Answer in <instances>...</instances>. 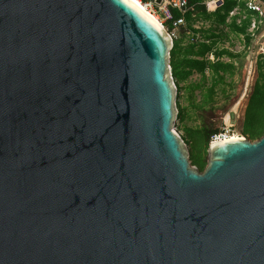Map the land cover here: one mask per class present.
I'll return each mask as SVG.
<instances>
[{"label":"water","instance_id":"1","mask_svg":"<svg viewBox=\"0 0 264 264\" xmlns=\"http://www.w3.org/2000/svg\"><path fill=\"white\" fill-rule=\"evenodd\" d=\"M172 45L131 0H0V264H264V132L193 165Z\"/></svg>","mask_w":264,"mask_h":264},{"label":"rangeland","instance_id":"2","mask_svg":"<svg viewBox=\"0 0 264 264\" xmlns=\"http://www.w3.org/2000/svg\"><path fill=\"white\" fill-rule=\"evenodd\" d=\"M219 2L221 4L223 0H218ZM206 3L204 2L209 12H213L220 5ZM258 6L261 15L257 19L238 9L230 12L226 19V24L232 20L241 23L249 17L250 24L245 34L236 33L227 25L212 24L208 20L191 21V27L197 31L193 32L188 29L185 18L177 27H169L166 20L159 19L172 40H180L181 47L185 48L190 43H209L212 45V53L224 49L230 54H224L218 59L212 53L205 54L204 59L231 63L233 66L231 73L214 74L209 69L203 74L193 72L185 81L172 76L177 87V115L179 109L183 108L185 111V120L181 121L177 117L174 130L182 139L191 163V155H197L199 151L207 161V147L204 144L201 149L192 147L185 128L214 132L212 138L217 133H222L229 137L256 140L244 131L247 129L245 110L248 100L255 85L264 86V77L261 69L257 67L258 56L264 53V0H259ZM212 33L216 36L210 37Z\"/></svg>","mask_w":264,"mask_h":264},{"label":"trees","instance_id":"3","mask_svg":"<svg viewBox=\"0 0 264 264\" xmlns=\"http://www.w3.org/2000/svg\"><path fill=\"white\" fill-rule=\"evenodd\" d=\"M189 9L184 14V18L187 20L188 29L193 32H197L191 27V21L202 19L208 20L215 25H227L229 28L239 34H245L246 28L249 26V17L258 18V14L248 10L244 1L242 0H223V2L213 11L209 12L206 10L204 0H187ZM234 9L239 11H245L249 16L247 19L242 20L241 23H236L232 20L230 23L226 24V19L230 12ZM173 19L180 16L177 10H173ZM166 21V24L171 27L172 20ZM216 35L212 33L210 37H215ZM212 53V45L209 43H190L187 47L183 48L180 46L179 39H173V45L170 50V66L172 76L180 81H185L193 72L205 73L206 70H211L214 74H219L220 72H232V64L225 63L222 61H209L203 58L205 54ZM216 59L220 58L224 54H230L226 50L213 51L212 53ZM257 67L261 69V74L264 77V53L258 56ZM178 119L181 121L185 120V111L183 108L179 109ZM245 119L247 123V129L244 131L250 137L260 138L264 132V86L255 85L254 90L248 100L247 107L245 110ZM187 135L191 141L192 147L196 149H201L203 144L208 147V144L212 141V136L214 132H208L204 129H188ZM192 164L195 165L200 171H202L206 166V161L200 155V151L197 155H191Z\"/></svg>","mask_w":264,"mask_h":264},{"label":"built area","instance_id":"4","mask_svg":"<svg viewBox=\"0 0 264 264\" xmlns=\"http://www.w3.org/2000/svg\"><path fill=\"white\" fill-rule=\"evenodd\" d=\"M138 1L146 12L155 16L158 20L160 18L166 21L173 19L172 11L177 10L180 13V16L172 20V25L174 27L180 26L183 23L184 14L189 9L187 0H138ZM242 1H244L248 10L257 13L259 16L261 15L260 8L258 6L259 0H242ZM211 2L213 4H219L218 1H211ZM160 23L162 24L161 21ZM226 138H230V137L226 134L217 133L216 135H214L212 140H221Z\"/></svg>","mask_w":264,"mask_h":264},{"label":"bare ground","instance_id":"5","mask_svg":"<svg viewBox=\"0 0 264 264\" xmlns=\"http://www.w3.org/2000/svg\"><path fill=\"white\" fill-rule=\"evenodd\" d=\"M133 3H135L137 6H139L142 10H144V8L141 6V4L139 3V1L138 0H131ZM145 11V10H144ZM148 13V12H147ZM148 15H150L155 21H157L158 23H160V21L155 17V16H153L152 14H149L148 13ZM161 24V23H160ZM232 138H236V137H232Z\"/></svg>","mask_w":264,"mask_h":264},{"label":"crops","instance_id":"6","mask_svg":"<svg viewBox=\"0 0 264 264\" xmlns=\"http://www.w3.org/2000/svg\"><path fill=\"white\" fill-rule=\"evenodd\" d=\"M211 1H218V0H206L204 2L210 3ZM220 3V2H219Z\"/></svg>","mask_w":264,"mask_h":264}]
</instances>
